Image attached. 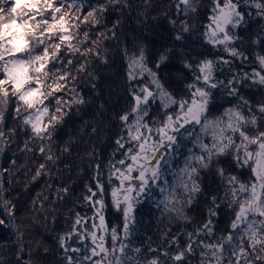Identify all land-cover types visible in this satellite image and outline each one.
<instances>
[{"label":"snow or ice","instance_id":"snow-or-ice-1","mask_svg":"<svg viewBox=\"0 0 264 264\" xmlns=\"http://www.w3.org/2000/svg\"><path fill=\"white\" fill-rule=\"evenodd\" d=\"M172 6L174 46L186 45L189 17L203 6V43L226 55L183 61L189 78L177 92L160 74L169 50L154 61L142 44L121 50L126 100L115 116L114 148L104 163L89 157L91 180L68 208L67 228L57 238L61 264H264V101L253 106L243 95L245 88H264V29L249 38L251 55L240 35L250 20L264 24V0H172ZM131 7L130 0H0V156L16 164L5 154L23 132L20 150L40 157L33 180H51L60 159L51 141L86 103L81 84L95 79L92 66L109 63L104 41L118 38L120 19L108 28L106 14ZM236 60L251 67L220 79L221 65ZM218 90L233 99L213 116ZM222 158L233 171L221 166ZM9 171L0 169V234L12 238L0 243L22 253L24 221L2 178ZM204 174L217 183L205 196L203 221L194 223L187 209L205 194ZM52 191L63 201L70 187ZM149 201L191 230L165 233L161 248L137 246V216ZM109 211L115 224L106 219ZM19 253L17 264H27Z\"/></svg>","mask_w":264,"mask_h":264},{"label":"trees","instance_id":"trees-1","mask_svg":"<svg viewBox=\"0 0 264 264\" xmlns=\"http://www.w3.org/2000/svg\"><path fill=\"white\" fill-rule=\"evenodd\" d=\"M130 3L132 7L125 9L124 12L113 11L106 14L108 28H111L119 17L118 38L104 41V44L108 45L109 63L92 66L95 79L81 84L86 103L79 106L75 113L70 114V118H66L67 125L62 127L51 141L53 151L60 157L51 174V180L49 176L33 180L40 157L37 154L33 159V153L20 150L27 138L23 132L18 141L11 145L13 151L5 154L14 159L16 164L13 165L6 161L5 156H0V169L6 165L10 170L2 177L8 189L5 195L16 204L19 218L25 225L21 229L24 232L21 245L25 251L19 253V249L14 244L0 243V264H17L18 253L27 264H61L62 252L57 238L67 228L68 208L75 203L84 185L91 180L89 157L95 154L96 158L104 163L114 148L115 133L119 130L115 126V116L123 110L126 100L124 61L120 55L125 46L129 49H134L141 44L146 46L150 59L153 61L158 53L169 50V59L162 66L160 74L177 92L184 88L189 78V73L183 69V61L190 60L195 63L202 57L226 55L211 50L210 46L203 43L201 29L206 22L204 19L207 13L206 7L201 6L198 15L189 17V23L192 25L190 39L185 46L176 47L173 40L176 26L171 21L178 17L172 6V0H130ZM204 3L206 4L207 0H204ZM262 29L264 24L253 19L248 22L246 30H241L240 35L243 40L241 47L246 54H252L249 38L262 33ZM250 67L251 65L247 63L241 65V62L236 60L231 66L221 65L217 76L226 80L233 72H243ZM93 85H95L94 88ZM243 95L255 106L264 101V88L254 85L251 88H245ZM232 99L226 92L218 90L214 105L218 111H214L212 115H218L219 112L231 106L228 101ZM9 124L15 126L14 121H10ZM93 128L96 129L95 132ZM65 146L69 149L68 152L63 151ZM221 166L228 171H233L227 158H222ZM49 182L52 187L61 184L69 186V198L63 201L57 200ZM216 183L213 174L203 175L202 185L205 194L199 196L197 201L187 209V214L194 223L203 221L208 206L205 196L214 192ZM44 197L49 199L44 200ZM33 201H36L35 206ZM41 201H43V207L39 206ZM106 219L111 224L117 222L116 215L111 211L106 214ZM137 220L133 242L144 250H147L149 246L163 247L167 243L165 233L170 238L190 231L192 228V225H185L173 217L162 214L151 201L140 209ZM226 220L227 217L222 214L221 228L224 227ZM11 238V234H0V241ZM180 239L182 243L183 236H180Z\"/></svg>","mask_w":264,"mask_h":264}]
</instances>
